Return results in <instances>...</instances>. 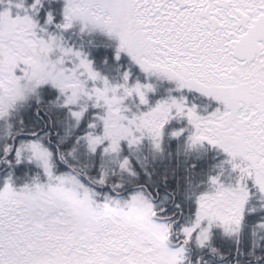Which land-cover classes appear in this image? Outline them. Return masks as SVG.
Listing matches in <instances>:
<instances>
[{
    "label": "snow or ice",
    "instance_id": "snow-or-ice-1",
    "mask_svg": "<svg viewBox=\"0 0 264 264\" xmlns=\"http://www.w3.org/2000/svg\"><path fill=\"white\" fill-rule=\"evenodd\" d=\"M0 264H264V0H0Z\"/></svg>",
    "mask_w": 264,
    "mask_h": 264
}]
</instances>
